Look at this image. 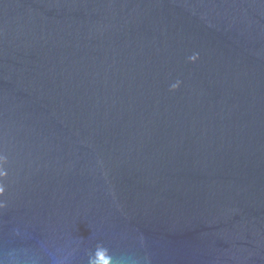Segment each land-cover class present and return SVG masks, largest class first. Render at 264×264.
<instances>
[{
	"label": "water",
	"instance_id": "1",
	"mask_svg": "<svg viewBox=\"0 0 264 264\" xmlns=\"http://www.w3.org/2000/svg\"><path fill=\"white\" fill-rule=\"evenodd\" d=\"M0 264H264V0H0Z\"/></svg>",
	"mask_w": 264,
	"mask_h": 264
}]
</instances>
